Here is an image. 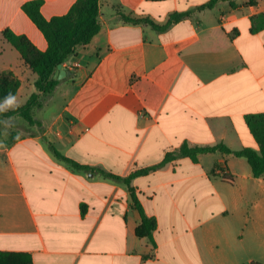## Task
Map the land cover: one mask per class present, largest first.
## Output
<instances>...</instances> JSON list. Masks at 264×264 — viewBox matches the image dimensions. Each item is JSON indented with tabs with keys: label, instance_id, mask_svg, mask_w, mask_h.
Returning <instances> with one entry per match:
<instances>
[{
	"label": "crops",
	"instance_id": "obj_1",
	"mask_svg": "<svg viewBox=\"0 0 264 264\" xmlns=\"http://www.w3.org/2000/svg\"><path fill=\"white\" fill-rule=\"evenodd\" d=\"M28 1L0 0V72L21 82L16 106L6 109L36 93L37 75L3 31L47 48L22 11ZM43 1L47 19L76 2ZM209 2L100 0V31L62 64L67 73L33 110L41 131L16 134L12 143L7 125L0 138V252L27 253L33 264H264V175L254 177L245 158H179L135 178L131 185L157 223L153 246L136 236L140 217L123 182L74 170L50 149L122 178L160 164L185 142L258 151L245 118L264 114V27L251 32L264 0L198 9ZM189 11L161 31L121 17L164 26Z\"/></svg>",
	"mask_w": 264,
	"mask_h": 264
},
{
	"label": "trees",
	"instance_id": "obj_2",
	"mask_svg": "<svg viewBox=\"0 0 264 264\" xmlns=\"http://www.w3.org/2000/svg\"><path fill=\"white\" fill-rule=\"evenodd\" d=\"M219 0H210L206 5L201 6L200 10L213 8ZM43 0H31L23 4L22 11L37 27L47 42L45 51H41L26 35H18L11 29H5L2 33L3 39L9 42L20 54L24 63L37 75L35 81L36 93H33L27 102L14 109L4 108V99L11 93L15 97L20 88V80L12 71L0 72V138L6 126L14 131L11 133L10 142L18 141L16 135V123L14 118H22L29 126L37 127L41 131L42 124L33 116V110L40 107L42 97L52 95L59 85L60 81L54 79L53 75L58 65L63 64L77 48L89 44L94 36L100 31L99 22L100 0H76L70 10L61 16H54L47 19L42 14ZM192 11L186 13H174L170 16L168 22L164 26H159L149 19H133L122 15L125 22L138 24L148 23L156 30H165L170 25L191 16ZM264 16L252 17L251 32H257L264 27V21L260 25H256V19ZM246 124L256 139L259 150L252 148H244L234 151L223 143L215 146H190L183 143L178 149L165 155L163 161L155 166L140 169L133 172L130 176L122 178L113 175L101 169H91L88 166L79 164L78 162L62 155L53 146L50 147L56 158L70 165L74 170H97L104 177L123 182L130 192L132 207L138 212L140 223L135 233L138 238L147 239L153 246L155 241L153 234L156 230L157 223L154 218L148 217L144 208L136 194L135 188L131 185L132 181L142 175H146L155 171L167 163L179 158H190L193 162H198L199 157L204 154L221 153L234 155L238 158H245L252 169L254 177L259 178L264 175V114L247 115ZM219 165L216 166L218 168ZM225 178V177H224ZM0 264H33L32 257L27 253L21 252H0Z\"/></svg>",
	"mask_w": 264,
	"mask_h": 264
},
{
	"label": "rangeland",
	"instance_id": "obj_3",
	"mask_svg": "<svg viewBox=\"0 0 264 264\" xmlns=\"http://www.w3.org/2000/svg\"><path fill=\"white\" fill-rule=\"evenodd\" d=\"M2 47L3 46L0 44V49ZM15 123L17 125L15 131L19 136H24L25 134H29V133H38L40 131L37 127H33L34 130H32L27 123L21 124L20 122L18 123L17 121H15Z\"/></svg>",
	"mask_w": 264,
	"mask_h": 264
},
{
	"label": "clouds",
	"instance_id": "obj_4",
	"mask_svg": "<svg viewBox=\"0 0 264 264\" xmlns=\"http://www.w3.org/2000/svg\"><path fill=\"white\" fill-rule=\"evenodd\" d=\"M4 105L8 107H15L16 106V97L9 93L4 99ZM0 111H3V106H0Z\"/></svg>",
	"mask_w": 264,
	"mask_h": 264
},
{
	"label": "water",
	"instance_id": "obj_5",
	"mask_svg": "<svg viewBox=\"0 0 264 264\" xmlns=\"http://www.w3.org/2000/svg\"><path fill=\"white\" fill-rule=\"evenodd\" d=\"M66 73H67V72H66V70L63 68V65L60 64V65H58L57 70L55 71V73H54V75H53V78H54V79H61V78H63V77L65 76Z\"/></svg>",
	"mask_w": 264,
	"mask_h": 264
},
{
	"label": "built area",
	"instance_id": "obj_6",
	"mask_svg": "<svg viewBox=\"0 0 264 264\" xmlns=\"http://www.w3.org/2000/svg\"><path fill=\"white\" fill-rule=\"evenodd\" d=\"M216 173L219 174V175H221V176H223V177H225V178H228L227 171L224 168L217 169L216 170ZM247 264H255V263L250 262V263H247Z\"/></svg>",
	"mask_w": 264,
	"mask_h": 264
}]
</instances>
